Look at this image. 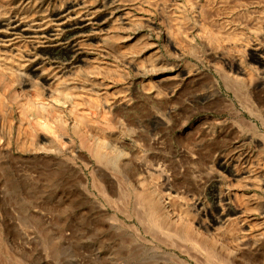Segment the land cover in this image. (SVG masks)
I'll use <instances>...</instances> for the list:
<instances>
[{
    "label": "rangeland",
    "instance_id": "374dc122",
    "mask_svg": "<svg viewBox=\"0 0 264 264\" xmlns=\"http://www.w3.org/2000/svg\"><path fill=\"white\" fill-rule=\"evenodd\" d=\"M68 2L93 30L0 39V264H264V0H0V18ZM148 49L178 80L144 73Z\"/></svg>",
    "mask_w": 264,
    "mask_h": 264
},
{
    "label": "bare ground",
    "instance_id": "6f19581e",
    "mask_svg": "<svg viewBox=\"0 0 264 264\" xmlns=\"http://www.w3.org/2000/svg\"><path fill=\"white\" fill-rule=\"evenodd\" d=\"M76 3L74 2H68L67 9L66 10H60L58 12H55L53 14L54 18L52 20H47L46 22L43 21L42 18H36V19H25L18 17L16 15L10 16V17H3L0 18V39L3 43H6L17 36H23V35H29L32 37H55L60 32H68L73 34H82L85 33L88 30H93L96 24L97 17H95L94 14L89 12H76L72 11ZM128 12V11H127ZM127 12L122 11L121 15L119 16L120 19L123 21L124 25L129 24L130 18L129 14ZM135 37H132L130 35L125 36L124 42L133 40ZM123 41V40H122ZM147 46V45H146ZM71 49L73 51L80 52V60L85 61L86 54L83 53L81 44L79 42H73L71 44ZM145 49V48H144ZM149 53L150 61L148 62L149 68H146L144 70V73L146 72H155L157 73V76L159 77L157 82L158 84H162L168 80H178V74H171L172 72H168V67H161L157 66L158 58H156V54L152 53V49H148L146 51ZM154 52V50H153ZM259 64L263 65L264 67V50L259 47H254L251 49L250 53ZM132 63V62H131ZM233 67L238 68V62L234 61L231 63ZM35 66H32L34 68ZM26 83V80H25ZM125 99L122 96H118V99L116 102L113 103V105H116L118 103L124 102ZM113 145H116L117 141L111 142ZM221 161H219V164ZM227 168V166H225ZM226 196L221 195L218 197V200L216 202V207L218 210L221 208V215L215 216L214 221L215 222H222L223 219H225V215L233 212L236 210V208L232 205V202L230 201V198L227 199ZM172 197L169 195L167 197V203H171Z\"/></svg>",
    "mask_w": 264,
    "mask_h": 264
}]
</instances>
